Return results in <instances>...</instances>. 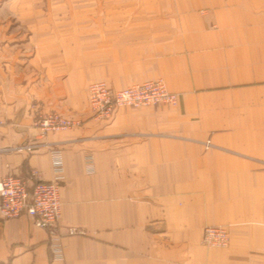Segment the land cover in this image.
<instances>
[{"label": "crops", "instance_id": "crops-1", "mask_svg": "<svg viewBox=\"0 0 264 264\" xmlns=\"http://www.w3.org/2000/svg\"><path fill=\"white\" fill-rule=\"evenodd\" d=\"M157 78L175 106L93 116L89 83ZM0 117V179H59L63 247L0 217V264H264V0H0Z\"/></svg>", "mask_w": 264, "mask_h": 264}, {"label": "built area", "instance_id": "built-area-1", "mask_svg": "<svg viewBox=\"0 0 264 264\" xmlns=\"http://www.w3.org/2000/svg\"><path fill=\"white\" fill-rule=\"evenodd\" d=\"M89 108L93 116L108 119L118 107L147 106L165 104L175 106L178 94L168 90L161 78L135 83L122 89H112L103 81H93L87 87ZM3 120L0 117V127ZM34 125L41 135L50 131L69 130L81 125V121L60 115L56 112L37 116ZM35 145L29 143L21 148L31 151ZM52 170L55 175L63 171L59 150H52ZM92 157L87 158L90 163ZM31 182L24 177L8 175L0 179V217L4 219L27 215L35 226L44 228L49 235V248L55 258L63 257L61 234L58 221L61 215L60 181L58 178L44 180L35 172ZM70 232H74L71 229ZM202 243L210 247L226 248L229 234L224 226L209 225L204 227Z\"/></svg>", "mask_w": 264, "mask_h": 264}, {"label": "rangeland", "instance_id": "rangeland-1", "mask_svg": "<svg viewBox=\"0 0 264 264\" xmlns=\"http://www.w3.org/2000/svg\"><path fill=\"white\" fill-rule=\"evenodd\" d=\"M55 1H59V0H55Z\"/></svg>", "mask_w": 264, "mask_h": 264}]
</instances>
